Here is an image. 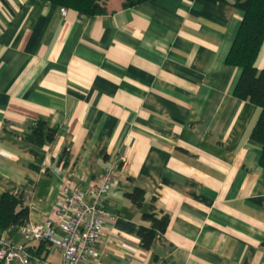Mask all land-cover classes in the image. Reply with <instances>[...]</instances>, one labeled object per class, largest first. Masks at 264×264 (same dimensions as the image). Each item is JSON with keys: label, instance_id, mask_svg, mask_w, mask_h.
<instances>
[{"label": "crops", "instance_id": "obj_1", "mask_svg": "<svg viewBox=\"0 0 264 264\" xmlns=\"http://www.w3.org/2000/svg\"><path fill=\"white\" fill-rule=\"evenodd\" d=\"M100 1L87 15L0 0V196L20 192L41 222L65 177L86 187L112 164V216L96 244L105 264H264V167L250 137L260 106L234 95L241 68L225 63L243 10ZM254 65L264 68V39ZM39 115L57 133L37 160L22 135ZM135 186L141 206L127 195ZM151 202L170 220L144 248L137 228ZM7 233L23 240L17 226Z\"/></svg>", "mask_w": 264, "mask_h": 264}, {"label": "trees", "instance_id": "obj_2", "mask_svg": "<svg viewBox=\"0 0 264 264\" xmlns=\"http://www.w3.org/2000/svg\"><path fill=\"white\" fill-rule=\"evenodd\" d=\"M59 6L71 7L83 14L101 13L105 10L100 0H46ZM144 0H122V6L134 5ZM228 1V0H208ZM232 3L243 10V15L225 56V63L241 68L235 83L233 93L235 96L248 99L260 106L259 115L251 129L250 137L260 143V166L264 167V68H257L254 60L264 39V0H232ZM57 128L50 125L45 116L39 115L24 130L22 139L33 145L30 151L37 160L41 155L37 147L55 139ZM62 157V156H61ZM67 162V157L64 163ZM33 168H36L33 165ZM128 197L138 206L144 202V189L133 187L127 193ZM28 205L22 194L4 191L0 196V233L7 232L28 219ZM149 225L140 224L137 234L140 245L149 248L156 235L163 233L168 227L170 216L167 212L156 209L153 202L141 213ZM31 252L46 257L47 246L44 241L38 242V248ZM0 264H4L0 262Z\"/></svg>", "mask_w": 264, "mask_h": 264}, {"label": "built area", "instance_id": "obj_3", "mask_svg": "<svg viewBox=\"0 0 264 264\" xmlns=\"http://www.w3.org/2000/svg\"><path fill=\"white\" fill-rule=\"evenodd\" d=\"M62 13L68 7L60 6ZM56 173L62 168L53 167ZM115 167L111 164L84 187L65 177L57 204L41 222L26 220L17 225L23 240L17 241L7 232L0 233V262L4 264H105L98 257L97 242L101 239L106 220L112 216L105 197L113 184ZM44 241L48 252L58 251L60 261L31 252L27 241Z\"/></svg>", "mask_w": 264, "mask_h": 264}]
</instances>
